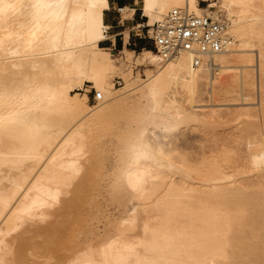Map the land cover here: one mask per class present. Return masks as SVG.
Returning a JSON list of instances; mask_svg holds the SVG:
<instances>
[{
    "label": "bare ground",
    "instance_id": "obj_1",
    "mask_svg": "<svg viewBox=\"0 0 264 264\" xmlns=\"http://www.w3.org/2000/svg\"><path fill=\"white\" fill-rule=\"evenodd\" d=\"M135 3L149 31L179 9L222 20L234 42L198 64L155 49L119 60L98 45L108 0H0V264L48 251L62 264H264V0ZM119 112L133 124L101 184L91 156ZM183 124L211 137L181 149Z\"/></svg>",
    "mask_w": 264,
    "mask_h": 264
},
{
    "label": "built area",
    "instance_id": "obj_2",
    "mask_svg": "<svg viewBox=\"0 0 264 264\" xmlns=\"http://www.w3.org/2000/svg\"><path fill=\"white\" fill-rule=\"evenodd\" d=\"M145 29L153 49L163 57L170 58L181 53H191L194 64L201 61L204 53H215L233 44V37L226 32L225 23L208 16H194L186 11L173 9L162 20L155 22L150 31ZM120 86V79H115ZM100 99L99 93L92 98Z\"/></svg>",
    "mask_w": 264,
    "mask_h": 264
},
{
    "label": "rangeland",
    "instance_id": "obj_3",
    "mask_svg": "<svg viewBox=\"0 0 264 264\" xmlns=\"http://www.w3.org/2000/svg\"><path fill=\"white\" fill-rule=\"evenodd\" d=\"M200 4L203 5L204 2H201ZM136 52H139V51H136ZM112 53L113 54L115 53V57H117V59H119V60H122L123 59V54L120 53V51L119 52H112ZM118 65L120 66V64H118ZM145 68H148V66H145V65H143V66L142 65H135L134 70H132L133 71V74L135 76L139 75V77H141V78L144 79V78H146V76L144 75V74H146L144 72L145 71ZM120 69L123 70L124 72H127V70L125 71L123 65H122V67H120ZM117 78L122 81V84H121V86H122L124 82H123V78L121 76L115 75L112 78L113 83H115L114 81ZM90 85H89V83H86L82 87V89L79 90V93H81V94H84V93L87 94V98H88L87 103L89 105H96L97 104L96 101H94L93 98H92V96L94 94V89H92L90 87ZM121 86H116V87L118 88V87H121ZM85 89H87V91ZM219 106H223V105H219ZM219 106H218V108H219ZM223 107H221L220 109H222ZM105 121H106V119H105ZM105 121L103 123L104 126L101 128V133H100L101 138L100 139H102L103 147L106 146V148L97 150V152H95L91 156L92 157V160H93V166L97 162H100L101 165H102V162L105 164L104 165L105 168L103 167V170H99V172H101V174L96 172L97 173V177L96 176L94 177L95 179H98V181L100 180L99 183H101V184H103L104 183V180L107 179L105 177V175L108 174V173H110L112 171L110 169V167L112 166L113 160L115 159V156H116V154L118 152L117 150H119L121 148L120 141H121V138H123V136H125V134H124L125 129L127 130L126 133L128 132V135H129V131H128L129 128L127 129L126 127L128 125L131 126L133 124V120L131 118V115L130 114H126V112L125 113L124 112H119L115 116H113L111 118H107V121L106 122ZM189 126H190L189 124H183L181 126V128L178 130L179 138L177 140V145L181 149H192V148H195L197 146V144L200 143L199 141H201L202 138H203V135L204 134L201 131H199V130H191L189 128ZM221 127H223V126H221ZM230 128L231 127L229 126V127H227L228 130H226V125H225L224 128H217V129L215 128L216 130H214V131H216L218 133L220 132L219 134H225L227 131L228 132L230 131ZM207 133H210V134L204 135V137L205 136L206 137H211L212 131L207 132ZM128 135H126V136H128ZM187 142H190V143H187ZM184 146H185V148H184ZM71 196H72V192L70 191L66 195H64L63 198H70ZM100 201L102 203H105V206H104V209H103V213H106L109 218H112L113 216H116L117 213H119L118 211L120 209L117 206V203L114 204L115 203V202H113L114 200L111 199V197L109 196V193L106 192V190L104 189V187L101 188ZM59 206L60 205H56V206L53 207V209L54 208H57ZM100 219H101V222H100L101 224H98V225H103V223H104L103 221H105V220H104V218H100ZM96 223H99V222H94V224H96ZM41 239H42V236L40 238L37 237V238H35V242H38ZM36 255L38 256V258L33 257V256H30L31 258L34 259V262H36V260H37L36 264H47V263L48 264H62V262H64V260H65V257L67 255V253L66 252L51 253V252L48 251V252H43V254L39 252ZM40 259L41 260L44 259V261L43 260L41 261Z\"/></svg>",
    "mask_w": 264,
    "mask_h": 264
},
{
    "label": "crops",
    "instance_id": "obj_4",
    "mask_svg": "<svg viewBox=\"0 0 264 264\" xmlns=\"http://www.w3.org/2000/svg\"><path fill=\"white\" fill-rule=\"evenodd\" d=\"M127 6L126 15L121 8ZM124 16V17H123ZM104 23L107 26V37L99 42L102 48L111 52H119L123 49L140 51L153 49L152 41L147 38L145 29L146 17L142 15L136 6L135 0H108V8L104 11ZM138 27V28H137ZM127 36H125V31Z\"/></svg>",
    "mask_w": 264,
    "mask_h": 264
},
{
    "label": "clouds",
    "instance_id": "obj_5",
    "mask_svg": "<svg viewBox=\"0 0 264 264\" xmlns=\"http://www.w3.org/2000/svg\"><path fill=\"white\" fill-rule=\"evenodd\" d=\"M255 159H256V158H254V162H255Z\"/></svg>",
    "mask_w": 264,
    "mask_h": 264
}]
</instances>
